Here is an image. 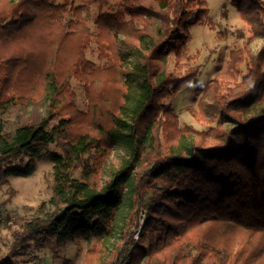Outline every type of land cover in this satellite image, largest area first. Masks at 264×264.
I'll return each mask as SVG.
<instances>
[{"label": "trees", "instance_id": "1", "mask_svg": "<svg viewBox=\"0 0 264 264\" xmlns=\"http://www.w3.org/2000/svg\"><path fill=\"white\" fill-rule=\"evenodd\" d=\"M82 1L0 0V107L48 101L45 116L0 134V179L30 175L49 145L60 147L50 199L21 223L0 264H37L33 242L47 238L78 250L81 240L101 241L83 264H264V45L232 51L207 90L211 103L189 110L217 125L181 127L166 99L200 73L183 50L193 26L216 29L208 0H120L115 12L103 11L108 0ZM234 2L253 36L264 34V0ZM119 32L133 65L118 51ZM92 43L107 58L102 67L88 59ZM170 52L178 73L167 70ZM73 78L86 90L85 111ZM126 186L131 211L108 250Z\"/></svg>", "mask_w": 264, "mask_h": 264}, {"label": "rangeland", "instance_id": "2", "mask_svg": "<svg viewBox=\"0 0 264 264\" xmlns=\"http://www.w3.org/2000/svg\"><path fill=\"white\" fill-rule=\"evenodd\" d=\"M62 3L63 0H57ZM120 0H108L103 11L115 12ZM77 5H82V0H77ZM210 17L216 25L211 29L208 25H196L191 28V39L183 52L186 57L184 63L192 66L198 64L200 73L193 81L184 84L178 93L168 97L166 103L171 106L177 114L181 127L193 126L197 130H208L217 125L220 118L213 125L198 121L190 109L196 111L205 110L211 103L207 90L213 80L220 74L226 72L231 52L237 49L249 47L252 53H257L264 45V34L253 36L250 26L241 18L240 8L234 0H208ZM91 14L88 26L96 31L100 7L99 2L90 5ZM144 23H138V27H144ZM118 51L127 56V63L133 65L137 55L133 46L125 41L122 32L117 35ZM99 50L96 43H92L87 52L88 59L99 66L107 63V58H99ZM188 57H193L190 60ZM167 70L178 73L176 59L173 52L168 54ZM185 70V69H184ZM76 92V105L79 110L88 108V97L84 86L76 79L71 80ZM36 103V104H35ZM48 101L41 99L39 102H12L6 107H0V134L4 133L10 137L15 129L21 124V120L27 116H45ZM230 126L231 122L227 121ZM60 152L58 144L49 145L37 162L36 169L27 176L4 174L0 179V254L6 256L16 233L20 230L21 223L30 217L40 213L41 204L50 199L54 182V160L56 153ZM124 201L122 202L113 223L111 236L105 241L106 248L112 249L115 242L121 236L127 218L131 211L130 188L124 187ZM145 213L139 219V227L136 228L135 238H138L145 222ZM101 241L93 238L90 241L81 240V248L74 242L61 245L57 240L47 238L42 243L33 242V251L37 255V264H83L88 251L101 245ZM109 252V251H108ZM111 258V257H110ZM109 260L106 261L107 264ZM99 261V259H97ZM115 259L108 264H114ZM32 264V263H31ZM201 264H216L203 261Z\"/></svg>", "mask_w": 264, "mask_h": 264}]
</instances>
